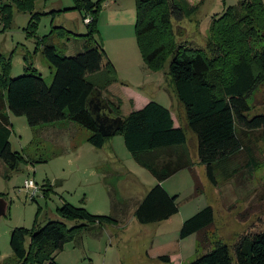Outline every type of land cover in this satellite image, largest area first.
I'll return each instance as SVG.
<instances>
[{"label":"trees","instance_id":"16d2710c","mask_svg":"<svg viewBox=\"0 0 264 264\" xmlns=\"http://www.w3.org/2000/svg\"><path fill=\"white\" fill-rule=\"evenodd\" d=\"M32 1L0 3V20L4 26L10 23L12 6L24 9ZM102 1L74 0V8L82 12L83 19L87 14L91 17L85 23L86 36L90 39H95L97 34ZM198 7L199 4L189 0H136L135 31L138 47L150 69L162 70L169 62V74L184 107L186 125L197 138L199 163L205 166L210 183L218 187L219 166L224 168V164L242 151L250 153L244 164L250 174L259 165L247 137L254 132L264 137V112L251 114L248 99L264 84V1L239 0L236 6L228 7L212 21L206 48L179 44L172 20L182 21ZM60 28L61 35L71 34ZM44 38L40 40L43 54L55 68L51 85L30 63L23 75L11 78L8 76L10 61L0 55V161L11 170L22 158L9 140L11 115L25 116L33 128L67 119L88 129L91 134L87 141L96 148H102L112 137H104L99 132L89 108L92 95L105 91L116 81L117 70L101 42L95 39V46L86 43L83 52L67 56ZM105 99L112 110L109 115L122 117L123 123L116 134L123 136L126 148L140 166L159 182L189 169L194 176L196 193H202L194 171L196 163L188 150L186 129L175 126L168 107L152 100L123 116L120 102ZM103 111L108 113L107 109ZM237 170L228 169L226 175L235 176ZM112 196V208L117 211L125 204ZM177 198L178 195L171 196L157 183L136 205L135 217L141 224L167 220L179 211ZM58 212L61 220L12 230L10 246L17 258L13 264H58L56 256L68 241L92 225L117 223L113 215L91 214L68 202ZM66 221H76V224L67 227ZM214 221V209L207 205L184 220L179 238L197 234V246L203 244L209 249L206 246L212 244L209 235ZM158 259L167 264L171 261L169 255H160ZM187 264H264V230L243 233L232 246L217 239L210 250Z\"/></svg>","mask_w":264,"mask_h":264},{"label":"rangeland","instance_id":"374dc122","mask_svg":"<svg viewBox=\"0 0 264 264\" xmlns=\"http://www.w3.org/2000/svg\"><path fill=\"white\" fill-rule=\"evenodd\" d=\"M123 1L126 3L123 7H128L127 11L131 7V14L132 7H136V0L102 1L95 34V39L101 42L106 56L117 70L116 81L111 84H114L120 95H127L129 89H139L150 96H157L164 106L173 110L177 122L186 129L188 150L196 163L194 171L203 191L196 193L194 176L189 169L180 170L169 177L163 185L178 195L179 211L167 224L144 229L134 216L135 199L142 198L143 185L152 187L157 179L135 161L121 134L112 136L110 142L99 149L87 141L90 131L79 125L76 145L71 146L70 139L52 141L42 138L39 127H31L25 116L11 115L9 140L13 150L19 152L22 158L14 170L0 161V194L10 203L8 211L0 218V264H13L17 260L10 246L11 232L15 227L32 228L50 220H61L58 208L64 202L83 207L91 214L113 215L117 223L92 225L79 237L68 241L63 251L56 256L58 264H155L147 256L151 246L155 253L160 254H174L177 250L180 252L177 254L180 257H175L177 262L187 264L210 250L217 239L232 246L241 234L264 230V137L260 132L250 133L247 137L252 155L259 164L253 174L244 166L250 156L244 150L224 164V168L219 166V185H212L205 166L199 163L197 138L186 125L182 104L178 109L177 104L180 105V102L174 96L169 62L162 70L150 69L138 47L135 23H124L130 21L127 11L125 18H122L119 12L110 13L108 10V7H115V2ZM189 1L199 4L198 10L182 21L173 19L172 26L179 44L198 48H206L212 21L239 2ZM7 2L10 0H0L1 5ZM109 3L114 5L109 6ZM74 6V0H33L30 7L24 9L12 6L10 23L4 26L0 20V55L10 61L8 76L15 78L23 75L30 63L29 66L36 68L48 85L52 84L55 68L44 56L40 43L45 36L47 43L54 44L67 56L83 52L86 43L96 45L95 39L86 36L82 12ZM32 16H35L34 27L31 26ZM60 27L74 35H61ZM120 56L121 59H128L126 65L119 61ZM139 65H142L141 69ZM142 81L146 84H142ZM248 102L252 108L251 114L264 112V84L252 93ZM108 145L113 146L111 148ZM106 164L107 167H104ZM98 166H101L100 170ZM233 168L238 169L236 175H226L227 170ZM132 174L139 179L140 185L133 182ZM28 179H34L42 189L35 198L24 187ZM104 180L110 183L106 189L102 187ZM45 188L47 191H44ZM104 191L106 197L102 195ZM109 191L116 194L118 201L128 203L127 213L121 220L116 214L120 210L113 211V196ZM207 205L213 207L215 216L209 235L212 244L206 246L209 249L203 244L197 246V234L179 239L178 244L176 237L184 220ZM75 222L66 221L67 227L73 226ZM165 238L170 241L167 243Z\"/></svg>","mask_w":264,"mask_h":264},{"label":"crops","instance_id":"0c3cea01","mask_svg":"<svg viewBox=\"0 0 264 264\" xmlns=\"http://www.w3.org/2000/svg\"><path fill=\"white\" fill-rule=\"evenodd\" d=\"M110 2H111V0H110ZM114 4H116V5H114ZM114 4H111V3H109L108 5L109 6H115V7H108V10L110 11V13H112V12H114V11H117V12H119V16L120 17H122V18H125V12L127 11L126 10V8H128V7H123L124 6V4H126V3H124V1L123 2H119V3H114ZM130 8L131 7H129V10H130ZM127 11V13L129 14V16H128V18H129V20L130 21H125L124 23H128V22H131V23H135L136 22V7H132V10H131V14H130V11ZM71 36H73L74 34L71 32V34H70ZM68 46V45H67ZM67 53V52H66ZM127 60L128 59H124V58H122L121 59V56H120V62L123 64L124 63V65H126V62H127ZM115 61V60H114ZM140 66V68L139 69H141V66L142 65H139ZM138 67V66H137ZM47 84H49L48 82H47ZM142 84H146V82L144 81H142ZM156 85V84H155ZM140 87H141V84H140ZM102 95H103V97L104 98H108V99H110V100H112L113 102H115V103H117V102H120V106H121V111H122V115L123 116H127L130 112H132V111H134V110H138V109H141V108H143L147 103H149L150 101H152V100H155V101H157V102H159L160 104H162V102L160 101V100H158L159 98L157 97V96H150V95H148V94H146L144 91H141V90H139V89H133L132 91H131V89H129V91H128V94L127 95H120L116 90H115V86H114V84H111L110 86H108L107 87V89L105 90V91H103L102 92ZM174 96L176 97V99L178 100V98H177V96L175 95V93H174ZM157 97V98H156ZM178 103H179V100H178ZM163 105V104H162ZM178 105V109H180V106H181V103H180V105L179 104H177ZM181 108H183L184 109V107H183V105H182V107ZM170 109V111H171V114H172V118H173V120H174V124H175V126L176 127H179V126H182V124L181 123H179V122H177V120H176V118H175V115H174V113H173V110L171 109V108H169ZM184 112H185V110H184ZM183 114V113H182ZM183 127V126H182ZM79 130H80V127H79V125H77V124H75V123H73V122H71V121H69V120H67V119H65V120H61V121H58V122H55V123H52V124H47V125H41V126H39V129H38V132H40V134H41V136H42V138H45V139H47V140H52V141H58V139H70L71 141H70V145L72 146V145H76V141H75V139H76V136H77V133L79 132ZM75 141V142H74ZM108 142H110L109 140L105 143V145L102 147V148H99V149H103L105 146H106V144L108 143ZM110 144V143H109ZM108 146H111V148H112V146L113 145H108ZM110 154L111 155H113V152L111 151L110 152ZM131 154V153H130ZM100 167L101 166H98L97 167V169L98 170H100ZM103 167V166H102ZM104 167H107V164L104 166ZM103 167V168H104ZM104 171H107V173H110V171H108V170H104ZM131 179L133 180V182H136L138 185H140V181H139V179L135 176V175H133L132 174V177H131ZM167 180V179H166ZM166 180H164V181H162V182H159L158 180H157V183H161L162 185H163V183L166 181ZM105 182H104V184H103V186L102 187H104L105 189L107 188V184L108 185H110V183L107 181V180H104ZM156 183V184H157ZM155 184V185H156ZM154 185V186H155ZM148 187H151V185H143V196H142V198H136L135 199V205H134V216H135V210H136V205L140 202V201H142L143 200V198L146 196V194H147V192L153 187H151V188H148ZM163 187L165 188V186L163 185ZM109 189V188H108ZM165 190L171 195V196H174L175 194H173L172 192H170L167 188H165ZM106 191V190H105ZM104 191V193L102 194V193H100L99 192V194H102L103 196H107L106 195V192ZM109 194L110 195H112V193L109 191ZM116 195V194H115ZM132 199V198H131ZM130 199V200H131ZM124 202V206H119V208H118V210H120L118 213H117V215H118V219L119 220H121L120 218L122 217V216H124L126 213H127V210H128V203H126V201H123ZM133 210H132V212H133ZM131 212V213H132ZM131 216V215H130ZM174 217V215H172L170 218H168L167 220H164V221H162V222H154V223H147V224H143V226H144V229H147V228H154V227H156V226H158V227H160L161 226V224H167L168 222H170V220H172V218ZM136 218V217H135ZM137 220V219H136ZM138 221V220H137ZM121 222H123L124 223V221H121ZM141 224V223H140ZM109 225H111V224H109ZM103 228V227H102ZM152 230V229H151ZM155 233H156V231H154L153 232V235H155ZM163 233H165V232H163ZM194 235V234H193ZM193 235H191V236H193ZM161 236H163V237H165L163 234H161ZM194 236H196V235H194ZM193 236V237H194ZM190 237V236H189ZM176 239H177V242H178V244H179V235L176 237ZM185 239V238H184ZM165 240L167 241V243L170 241V240H167L166 238H165ZM181 240H183V239H181ZM177 254H180V252H178L177 250L175 251V253L174 254H160V253H155L154 251H153V248H152V246H151V248H150V250H148L147 251V256L150 258V260H151V262H154L155 264H167V263H165V262H163V261H160L159 259H158V257L160 256V255H169L170 256V259H171V261H170V264H180V262H177V260L176 259H178L179 257H178V255ZM175 257H176V259H175ZM181 264H185V262H182Z\"/></svg>","mask_w":264,"mask_h":264},{"label":"water","instance_id":"95a60500","mask_svg":"<svg viewBox=\"0 0 264 264\" xmlns=\"http://www.w3.org/2000/svg\"><path fill=\"white\" fill-rule=\"evenodd\" d=\"M89 108L91 109L99 132L104 137L114 136L117 129L123 123L122 117H113L109 114L112 113L111 108L107 104V100L103 97L102 91L94 93L89 100ZM108 110V113L103 110ZM8 209L7 201L0 196V218L6 214Z\"/></svg>","mask_w":264,"mask_h":264},{"label":"built area","instance_id":"2783aa9c","mask_svg":"<svg viewBox=\"0 0 264 264\" xmlns=\"http://www.w3.org/2000/svg\"><path fill=\"white\" fill-rule=\"evenodd\" d=\"M90 16L87 14L85 18L83 19L84 23H89ZM24 187L29 190V194L32 198H35L38 196V193L42 190L41 187L37 184L34 179H28L25 181Z\"/></svg>","mask_w":264,"mask_h":264}]
</instances>
